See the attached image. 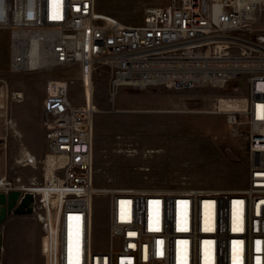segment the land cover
Listing matches in <instances>:
<instances>
[{"label":"built area","instance_id":"obj_1","mask_svg":"<svg viewBox=\"0 0 264 264\" xmlns=\"http://www.w3.org/2000/svg\"><path fill=\"white\" fill-rule=\"evenodd\" d=\"M141 24L98 11V0H0L10 32V70L80 67L51 78L42 103L47 152L41 179L0 176V192L34 195L44 217L45 264H264V0H167L146 5ZM33 37L49 59L32 65ZM110 72V100L122 87L213 88L229 133L247 140L248 174L232 190L100 188L95 180L94 75ZM88 77L90 78L88 80ZM8 129L17 123L5 120ZM108 210L106 247L97 200Z\"/></svg>","mask_w":264,"mask_h":264},{"label":"rangeland","instance_id":"obj_2","mask_svg":"<svg viewBox=\"0 0 264 264\" xmlns=\"http://www.w3.org/2000/svg\"><path fill=\"white\" fill-rule=\"evenodd\" d=\"M166 1L98 0V11L138 25L143 21L146 5ZM61 77L73 79L71 97L80 102V67L14 73L10 70V32L0 30V96L4 94L0 98V176L21 177L26 184L33 178L41 179L47 152L42 103L48 80ZM109 81V70L98 69L94 75L97 187L149 191L244 187L248 142L232 137L226 117L215 111L216 98L223 91L122 87L113 102ZM18 92L23 94L21 100L14 98ZM10 118L17 123L14 130L5 124ZM15 130L20 131V136ZM22 143L37 158L34 162L15 161ZM106 202L105 197L97 200L98 239L102 247L107 241ZM17 218L10 229L3 227L5 246L0 264H45L43 223L34 214Z\"/></svg>","mask_w":264,"mask_h":264},{"label":"water","instance_id":"obj_3","mask_svg":"<svg viewBox=\"0 0 264 264\" xmlns=\"http://www.w3.org/2000/svg\"><path fill=\"white\" fill-rule=\"evenodd\" d=\"M34 195L32 193L22 194L19 190L9 193L0 192V262L3 245V227L11 215L33 214Z\"/></svg>","mask_w":264,"mask_h":264},{"label":"bare ground","instance_id":"obj_4","mask_svg":"<svg viewBox=\"0 0 264 264\" xmlns=\"http://www.w3.org/2000/svg\"><path fill=\"white\" fill-rule=\"evenodd\" d=\"M40 40H38L36 37H33L32 40L29 42V50H30V60L32 65L36 66L38 63H42L47 65L49 63V59L46 56V53L44 52V50L42 49V47L39 44ZM90 78L88 77V80ZM7 94V91H6ZM4 97V94H2L0 96ZM14 98L17 100H21L23 98V94L22 93H14ZM16 134L18 136H20V131L19 130H15ZM20 139V138H19ZM18 139V140H19ZM37 158L30 152L28 151V149L23 145V143L21 144V149L19 151V156L15 159V161H17V163H22L25 161L27 162H34ZM26 162V163H27ZM23 163V164H24ZM34 165V164H33ZM44 217L41 216L40 221L43 222Z\"/></svg>","mask_w":264,"mask_h":264},{"label":"crops","instance_id":"obj_5","mask_svg":"<svg viewBox=\"0 0 264 264\" xmlns=\"http://www.w3.org/2000/svg\"><path fill=\"white\" fill-rule=\"evenodd\" d=\"M17 217H19V216L18 215H11L8 218V221L4 225V230L5 229H10L12 226L16 225V222L18 221ZM4 241H5V239L3 238V245H4Z\"/></svg>","mask_w":264,"mask_h":264}]
</instances>
